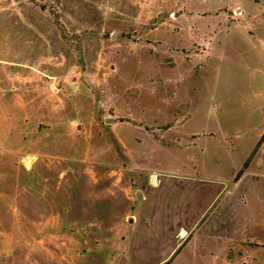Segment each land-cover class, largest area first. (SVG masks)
Wrapping results in <instances>:
<instances>
[{
  "label": "rangeland",
  "instance_id": "rangeland-1",
  "mask_svg": "<svg viewBox=\"0 0 264 264\" xmlns=\"http://www.w3.org/2000/svg\"><path fill=\"white\" fill-rule=\"evenodd\" d=\"M133 258L264 264V0H0V264Z\"/></svg>",
  "mask_w": 264,
  "mask_h": 264
},
{
  "label": "crops",
  "instance_id": "crops-1",
  "mask_svg": "<svg viewBox=\"0 0 264 264\" xmlns=\"http://www.w3.org/2000/svg\"><path fill=\"white\" fill-rule=\"evenodd\" d=\"M182 236H185V233L183 232L182 233ZM179 237H181V236H178V238H174V240L176 241V242H179V240H180V238ZM179 256V255H178ZM178 256H176V258L178 257ZM138 260H140V259H138V258H133L131 261H130V264H132V261L134 262V264H137L138 262H140V261H138ZM139 264V263H138Z\"/></svg>",
  "mask_w": 264,
  "mask_h": 264
},
{
  "label": "trees",
  "instance_id": "trees-1",
  "mask_svg": "<svg viewBox=\"0 0 264 264\" xmlns=\"http://www.w3.org/2000/svg\"><path fill=\"white\" fill-rule=\"evenodd\" d=\"M246 166V163L244 164L243 168Z\"/></svg>",
  "mask_w": 264,
  "mask_h": 264
}]
</instances>
